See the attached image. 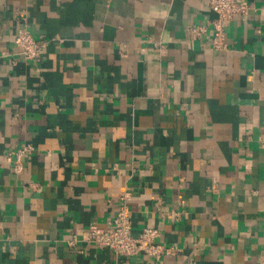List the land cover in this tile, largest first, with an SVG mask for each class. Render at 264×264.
Returning a JSON list of instances; mask_svg holds the SVG:
<instances>
[{
    "label": "crops",
    "instance_id": "0c3cea01",
    "mask_svg": "<svg viewBox=\"0 0 264 264\" xmlns=\"http://www.w3.org/2000/svg\"><path fill=\"white\" fill-rule=\"evenodd\" d=\"M243 1L216 49L208 0H0V264H151L82 240L123 203L158 264H264V0Z\"/></svg>",
    "mask_w": 264,
    "mask_h": 264
},
{
    "label": "built area",
    "instance_id": "2783aa9c",
    "mask_svg": "<svg viewBox=\"0 0 264 264\" xmlns=\"http://www.w3.org/2000/svg\"><path fill=\"white\" fill-rule=\"evenodd\" d=\"M208 5L209 9L216 14L215 18L210 21L213 29V46L216 49H223L226 47L227 42L225 36L226 26L236 15L245 14L248 10V5L243 0H208ZM192 30L196 33L202 31L201 28H193ZM14 44L19 47L20 52L26 59L35 60L40 58L44 45L34 38L28 27L19 29ZM160 48H162V45ZM30 149L31 147L27 146L20 151L13 166L14 171L20 172L22 170L23 163L21 156L29 152ZM10 156H8V159H10ZM124 197L126 198L127 195L125 194ZM158 236L159 230L153 227H144L139 233L134 235L129 208L123 203L106 227L91 224L84 231L82 240L90 242L99 248L110 249L115 257L119 259L135 256L144 252L156 258L151 264H158L157 259L159 256L164 251L168 252V250H171L157 242ZM75 242V240L71 241L72 244ZM190 264L194 263L192 262Z\"/></svg>",
    "mask_w": 264,
    "mask_h": 264
}]
</instances>
